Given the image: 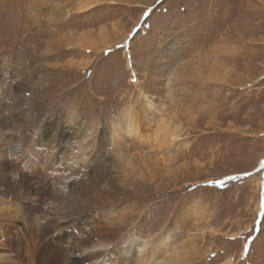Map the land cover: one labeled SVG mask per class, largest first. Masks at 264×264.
Segmentation results:
<instances>
[{"label":"rangeland","instance_id":"obj_1","mask_svg":"<svg viewBox=\"0 0 264 264\" xmlns=\"http://www.w3.org/2000/svg\"><path fill=\"white\" fill-rule=\"evenodd\" d=\"M262 163L264 0H0V264H264Z\"/></svg>","mask_w":264,"mask_h":264},{"label":"bare ground","instance_id":"obj_2","mask_svg":"<svg viewBox=\"0 0 264 264\" xmlns=\"http://www.w3.org/2000/svg\"><path fill=\"white\" fill-rule=\"evenodd\" d=\"M91 4H83L80 6L79 10L80 12L86 11L91 8ZM93 7V6H92ZM133 116H129L126 120L125 124V134L127 138L130 140L132 139H138V140H145L144 143L149 144L151 141V136L150 133L143 134L140 136V127L138 126L139 121H143L139 116H135L132 119ZM156 141V137L154 139ZM14 159L16 157L13 155ZM0 202V207L3 206ZM4 207V206H3ZM2 208H0L1 211ZM32 239V238H31ZM32 241V240H31ZM37 242L39 241V237L33 236V241L32 243V248L31 253H32V258L34 264H59V261L57 260L56 262L53 260L54 258L52 255L48 254V251L50 250V245L49 244H44V245H39L38 247L36 246ZM39 244V243H38ZM111 245L108 242H96L91 246V249L89 250H83L78 252H72L70 254L71 260L67 261L66 263L63 264H112V259L111 257ZM117 257L118 260L122 264H132V258H131V246L127 247L126 249H120L117 250ZM142 258V257H141ZM117 260V261H118ZM119 262V261H118ZM142 264V263H141Z\"/></svg>","mask_w":264,"mask_h":264},{"label":"snow or ice","instance_id":"obj_3","mask_svg":"<svg viewBox=\"0 0 264 264\" xmlns=\"http://www.w3.org/2000/svg\"><path fill=\"white\" fill-rule=\"evenodd\" d=\"M107 55V58H111V54H106ZM261 168L264 169V163L261 164ZM246 175H250V174H246ZM240 177H237V176H229L227 178V180H219L218 182L215 183V186L216 187H219V188H223L224 185L228 182V181H236V180H239ZM260 210H261V215L264 216V193L261 194V198H260ZM162 239V238H161ZM157 244L160 243L159 240L156 241Z\"/></svg>","mask_w":264,"mask_h":264}]
</instances>
